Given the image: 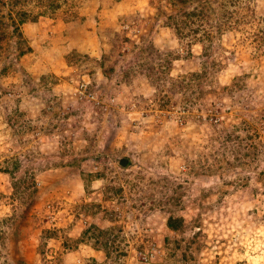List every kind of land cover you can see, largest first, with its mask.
Instances as JSON below:
<instances>
[{"label":"rangeland","instance_id":"374dc122","mask_svg":"<svg viewBox=\"0 0 264 264\" xmlns=\"http://www.w3.org/2000/svg\"><path fill=\"white\" fill-rule=\"evenodd\" d=\"M70 1L20 25L19 38L10 34L7 6L0 5V221L11 217L0 225V264H264V219L252 213L264 212V201L252 197L246 180L244 187L224 182L242 176L264 187L256 176L264 170V115L258 118L264 114V43L253 39L263 29L257 14L264 0L238 9L244 22L222 27L220 37L211 27L218 19L209 15L203 30L213 43L205 65L200 44L189 46L194 56L187 58L182 38L163 26L165 14L178 7L169 0H116L118 18L97 22V6L112 0H82L86 18L78 13L65 21ZM166 57L172 60L167 70L159 67ZM211 58L226 67L217 70ZM202 66L201 90L186 88L182 80ZM240 72L247 74L242 87L222 88ZM165 98L166 107H159ZM250 144L258 150L254 160L243 154ZM226 170L231 174L221 178ZM94 172L102 176L94 179ZM29 177L33 189L24 186ZM177 185L185 194L187 226L169 233L164 209ZM114 186L121 194L114 195ZM224 190L231 198L240 194L238 204L218 211ZM188 193L198 194L201 205L186 203ZM89 224L104 235L80 236ZM43 227L58 228L55 238L45 241ZM197 229L199 248L185 249ZM163 234L181 238L180 245L164 244Z\"/></svg>","mask_w":264,"mask_h":264},{"label":"trees","instance_id":"16d2710c","mask_svg":"<svg viewBox=\"0 0 264 264\" xmlns=\"http://www.w3.org/2000/svg\"><path fill=\"white\" fill-rule=\"evenodd\" d=\"M173 5H178L177 9L172 12H168L164 16V21H163V26L166 28H169L172 30L174 33V36L177 38H182L184 41L182 43L184 51H185V56L187 58H192L194 56V53H191V48L189 47L190 45L194 43L200 44V56L203 57L204 65L208 63V53L212 41V35H210L209 31L203 30V24L208 20L209 15H214L216 19H218L214 25L208 24V26L212 25V28H215V33L213 36L220 37L222 35L221 28H226L232 25H239L240 23L244 22L242 15L240 12H238L240 8H243V5L246 3H249V1L252 2V0H247V2H244V0H169ZM67 0H7L6 2L4 0H0V5H6V16H7V21L6 25L10 24L11 30L10 34L11 35H16L18 38L21 36L19 26L26 24V23H37L39 19L42 17H48L52 15L53 13L59 11L62 9V4H66ZM116 0L110 1V3H101L99 4L98 10L96 14L94 15V21H101L104 18H110L113 16L114 18H118L117 13L120 12L119 8L116 5ZM210 3H216L218 4V10H215L214 7L210 6ZM116 5V6H115ZM67 9V14L66 16L62 17L63 20L69 21L72 19H76V15L78 16V13H81L80 15V20H83L86 18V9H85V2L82 0H72L68 4V7L65 8ZM64 11V10H63ZM251 13L254 15V9L250 8ZM216 14V15H215ZM1 16V15H0ZM259 16L260 21L262 23L263 29L259 28L254 32L253 34V39L256 40L257 43L261 44L264 43V12H261L257 14ZM122 17V16H121ZM0 22L1 18H0ZM4 25V23L2 24ZM202 33V34H201ZM5 34L2 30H0V43L2 39L4 38ZM189 37H192V39H188ZM207 40L206 43L205 40ZM127 38H124L122 40V43L127 41ZM149 46L151 47L152 45L149 43ZM258 46V45H256ZM1 48V44H0ZM257 49V48H255ZM29 47L27 46L25 49H19L17 52L18 56H21L25 53V51H28ZM254 53H256L254 51ZM169 55V54H168ZM227 59V58H226ZM211 60V65H214V67L219 70L221 67L224 69L226 67V61L221 62V61H216V60ZM171 59L168 57L165 58V62L162 64H159V67H165L170 68L171 65ZM102 62L99 61V64ZM223 63V64H222ZM230 62H228L229 64ZM226 64V65H225ZM223 65V66H222ZM203 68L199 71H192L191 73H188L185 78L182 80V83L185 85V87H190L192 84L195 85L196 91L201 90V84H202V79L206 75V70L205 66H202ZM247 74L244 72H240V74L234 73L232 78L229 81V85H223L222 88L225 89L226 91L231 90L232 87H242L243 86V81L244 77H246ZM233 89V88H232ZM162 102L159 103V107H166V104L169 102L168 98L161 99ZM264 114L261 113L258 118L263 116ZM252 120H257V117L253 116ZM245 124V121H244ZM251 126L250 123L245 124L246 128H249ZM256 134V132H254ZM228 137L227 135H225ZM249 138H251V134H247ZM237 138V136H234ZM230 139V138H229ZM224 140V139H222ZM233 141L234 139H230ZM222 141L220 142V144ZM255 144H250L251 148L247 150V152L243 153L246 156H251L250 158L254 160L257 156V147L254 146ZM236 160L238 157L235 158ZM228 163V162H227ZM7 174L11 176V171L10 170H5ZM231 173L228 172V170L223 171L220 174V177H229ZM90 175V174H89ZM94 179H99L102 176L101 172H94L93 174L90 175ZM257 176V182H263L264 183V170H261L259 173H256ZM260 177V178H259ZM80 182L84 184L85 188V177H84V170L81 171L80 173ZM244 180L245 181V186H247L250 191L251 195L254 199L258 201H264V187H252L250 182L248 183L247 178H243L242 176H234L233 178H227L224 180V182H228L227 184H232L234 186H243L244 187ZM28 181V182H26ZM23 182V181H21ZM16 184L17 182H13V189H16ZM26 185H30V187L34 186V181L32 180V177H29L27 180H24V186L27 187ZM264 185V184H263ZM87 187V186H86ZM114 195L121 194V187L120 186H114ZM234 189V187H233ZM171 195H169L168 199L169 202L167 203V206L164 209V222H163V228L165 231H168L169 233H179V232H185L186 231V218L182 214V212L186 211L188 212L187 206L181 204L183 196L185 195L183 190L179 185L171 189ZM202 192L203 195H205L204 189H200V193ZM231 193L228 192V190H224L222 193H218V199L215 203L216 208L218 211L222 210L224 207L228 208L231 204L233 207L237 206L238 200L237 198L240 196V194L235 195V198H231L229 195ZM198 194L194 193H188L186 196V203H189V205H201L200 201H197ZM225 204L219 206L220 201L226 196ZM222 202V201H221ZM98 208L97 205H94V207ZM189 208V207H188ZM183 210V211H182ZM259 209L253 208L252 213L255 214V217H263L264 219V212L261 211L259 212ZM11 220L10 216H5L1 219L0 225L3 223L4 226L8 224V222ZM198 223V222H196ZM198 225V224H196ZM195 225V226H196ZM16 228V227H15ZM97 230L93 224H89L86 228L81 230L80 236L84 237L88 232ZM42 231V236L44 237V240H48L49 238H55L56 236V231H58V228H49V227H43ZM97 234L91 233L89 234V237H94V239H97L98 236H103L105 231L97 230ZM17 232L14 230L13 233ZM108 232L104 236V239L106 241L108 240ZM12 233V236H13ZM4 234V230L0 228V240H2ZM15 235V234H14ZM200 235L201 231L200 229L194 230L189 236L187 241L184 242L185 249L189 250V248L194 245L195 248H199L200 246ZM87 237V236H85ZM168 234H163L162 236V242L164 244H168V242L172 243V246L178 247L180 245V241L182 240L181 238H172L170 239ZM80 240V237L76 239V242ZM98 241V240H96ZM103 242V245L105 246V242ZM64 244H66L64 242ZM105 249V248H104ZM103 255L104 259L109 257V252L105 249L103 250ZM184 252H181V257L185 258ZM94 259V258H93ZM17 264H23L22 262H17Z\"/></svg>","mask_w":264,"mask_h":264},{"label":"water","instance_id":"95a60500","mask_svg":"<svg viewBox=\"0 0 264 264\" xmlns=\"http://www.w3.org/2000/svg\"><path fill=\"white\" fill-rule=\"evenodd\" d=\"M126 161H127V159L126 158H123V157L118 160V162H119L120 165H124V163Z\"/></svg>","mask_w":264,"mask_h":264}]
</instances>
